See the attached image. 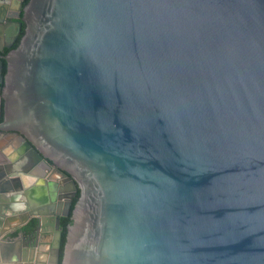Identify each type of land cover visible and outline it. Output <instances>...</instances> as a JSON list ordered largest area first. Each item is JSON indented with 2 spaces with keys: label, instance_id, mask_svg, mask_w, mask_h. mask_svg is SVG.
I'll use <instances>...</instances> for the list:
<instances>
[{
  "label": "water",
  "instance_id": "water-1",
  "mask_svg": "<svg viewBox=\"0 0 264 264\" xmlns=\"http://www.w3.org/2000/svg\"><path fill=\"white\" fill-rule=\"evenodd\" d=\"M20 8L0 0V25L25 24L0 45V137L72 189L24 217L51 228L47 264H264V0ZM7 176L0 227L28 199Z\"/></svg>",
  "mask_w": 264,
  "mask_h": 264
},
{
  "label": "flooded vegetation",
  "instance_id": "flooded-vegetation-1",
  "mask_svg": "<svg viewBox=\"0 0 264 264\" xmlns=\"http://www.w3.org/2000/svg\"><path fill=\"white\" fill-rule=\"evenodd\" d=\"M20 1L22 2L21 3L22 5H21V8H20V6H19V8L22 11L23 7L25 6L23 4L24 0H18L19 3H20ZM18 2H17V6L15 8H10L7 4L9 15L15 16L16 9H19L18 8ZM21 14H22V12H21ZM5 25H7V24H1L0 25V27H2V30L5 27L4 30H10V32H11V35L9 37H5L6 38L5 43H8L10 40L11 41L15 40L14 45L12 46V49H14V48H16L15 47L16 44L17 45L19 44L20 39L22 38V36L24 34L25 24L22 23V28H21V31L18 33V37H14V35L16 36V34H17V26H14V24H13V26H5ZM2 30H0V32H3ZM22 31H23V34L21 35ZM4 44H1V45L3 46ZM9 51H10V49L4 50V52H0V58L5 57ZM5 74H6V64L4 62L3 68L1 71V75L4 77ZM3 88H4V84L2 83V84H0V122L3 120V116H4V108H3L4 102L2 99ZM9 136L11 139L7 140V138H9ZM1 139L4 140V145L2 148H0V176H2V179L0 180V182H1V184H3L4 181L12 179V178H8V176L4 177L5 174H8V175L10 174V175H12V177H18L19 175L16 173V168H17L16 165H18V163H20V162L28 164V165H32L34 157L23 148V145L19 142L17 137L12 136V135H6V136H2ZM49 164L54 168L53 164H51V163H49ZM45 166H46L45 164H42L41 162L38 161V163L36 164L35 169L32 172V174L35 176V178H37L38 181H40L39 182L40 185H43L46 187V189L50 190L51 199L56 200L57 204H59V203L61 204V207H59L60 212L64 213L65 210H64V204L63 203L65 202V200L63 199V197L71 194L72 189H71L70 185L68 183L64 182L63 178L60 175H58L55 171H48L47 172V170H45ZM48 173H53L52 177H49ZM20 179H21V177H20ZM15 185H16L15 182H11V187L13 190H14ZM24 193L27 194V192H24ZM77 194H79V191L76 193L74 198L77 196ZM15 195H16V193H14V191H13L12 193H9L8 196L14 197ZM74 198H73V200H74ZM11 203L12 202L8 203L7 205H11ZM33 209H34V207L30 208L28 206V208L24 209L22 212L26 213V214H28L30 211L32 213L33 212L34 213H40V212L42 213L43 212V211H38V210L34 211ZM6 213H8V212H6ZM68 217L71 219V213L67 217L61 216L59 218L61 230H62L61 220L64 218H68ZM31 221H35V220H31ZM31 221H29L28 223H23L22 226L11 231L10 233L8 232V233L3 234L4 237L2 240L5 242L19 241L20 246L26 247L25 249H27V250L33 249V248H36L39 246H40L39 249H41L42 245H46L50 242V238H51L50 229L51 228H50V226L45 227L46 232H43L42 230H38L35 232V228L37 226V224H36L31 231L26 232L24 229H25V227H27V225ZM51 223L53 224V221H51ZM0 229L2 230V226L0 227ZM66 230H67V228H66ZM14 233H16V235L12 236ZM46 240L48 241V243H45ZM5 244L6 243H3L2 246H4ZM4 248L5 247H3V250H4ZM15 257H16L15 261H17L16 259L18 257L21 258L20 255H17ZM4 258H6L5 255H4ZM38 263L39 262H37V264Z\"/></svg>",
  "mask_w": 264,
  "mask_h": 264
},
{
  "label": "crops",
  "instance_id": "crops-1",
  "mask_svg": "<svg viewBox=\"0 0 264 264\" xmlns=\"http://www.w3.org/2000/svg\"><path fill=\"white\" fill-rule=\"evenodd\" d=\"M17 2L18 0H7V4L10 8H15L17 6ZM11 35L10 30H5L3 32L0 33V45L4 44L6 41L5 37H9ZM10 136L9 138H7V140H10ZM4 145V140L1 139L0 137V148H2ZM16 173L19 175V177H21L22 179V184L24 185V189L21 193L27 192L28 195V199L26 198V202L25 203V208H28V205L30 207H34V211L38 210V211H44L46 205L48 204L49 200H51V193L50 190L46 189L45 186L40 185V181L37 180V178H35V176L32 174V172L34 171L32 165H28L25 163H18V165H16ZM53 173H48L49 177H52ZM16 193V192H14ZM11 207L12 209L15 211V209H17V207L19 209H21V203H19L18 201H12L11 203ZM26 213H7V215L5 216V219L2 220V230L0 229V231L2 233H10L11 231L19 228L20 226L23 225V220L24 217L26 216ZM0 232V246L3 243H6L4 246V250L0 247V264H27V263H31V264H37V262H39L38 264H47L48 260V253L50 251V242L48 243V241L46 240L45 243H48L46 245H42L41 249H39V247L33 248V249H25L23 247H21L20 245L16 244H10L9 242H5L3 241V237L4 235L1 234ZM4 252V253H3ZM6 253V254H5ZM3 255H5V261H3L2 257ZM20 255L21 260H24L25 258L28 259V262L25 263L23 262H16L15 261V256Z\"/></svg>",
  "mask_w": 264,
  "mask_h": 264
},
{
  "label": "trees",
  "instance_id": "trees-1",
  "mask_svg": "<svg viewBox=\"0 0 264 264\" xmlns=\"http://www.w3.org/2000/svg\"><path fill=\"white\" fill-rule=\"evenodd\" d=\"M29 2V0H24V5H26L27 3ZM23 34V31L21 32V35ZM15 47H17V44H16V46ZM78 196H79V194H77V196L74 198V200H73V204H72V209H73V205L76 203V201H77V198H78ZM72 223V221H71V219L68 217V218H64V219H62L61 220V226H62V230H61V233H62V240H61V251H62V249H63V247H64V243H65V237H66V228H67V226L68 225H70ZM36 225V221H31L28 225H27V227H25V231L26 232H29V231H31L33 228H34V226ZM16 235V233H14L12 236H15ZM61 254H62V252H61Z\"/></svg>",
  "mask_w": 264,
  "mask_h": 264
}]
</instances>
